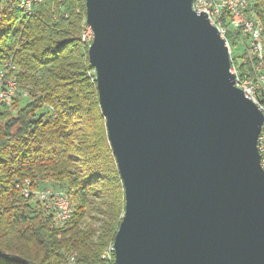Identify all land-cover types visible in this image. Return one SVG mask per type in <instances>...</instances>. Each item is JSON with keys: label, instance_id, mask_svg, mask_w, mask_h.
Masks as SVG:
<instances>
[{"label": "water", "instance_id": "1", "mask_svg": "<svg viewBox=\"0 0 264 264\" xmlns=\"http://www.w3.org/2000/svg\"><path fill=\"white\" fill-rule=\"evenodd\" d=\"M124 211L114 264H264L262 114L192 0H84Z\"/></svg>", "mask_w": 264, "mask_h": 264}, {"label": "trees", "instance_id": "2", "mask_svg": "<svg viewBox=\"0 0 264 264\" xmlns=\"http://www.w3.org/2000/svg\"><path fill=\"white\" fill-rule=\"evenodd\" d=\"M19 2L0 0V70L14 66L18 86L0 104V264H102L124 196L80 41L84 0H41L28 15ZM249 9L264 26V0ZM24 178L69 194L63 226L15 188Z\"/></svg>", "mask_w": 264, "mask_h": 264}, {"label": "built area", "instance_id": "3", "mask_svg": "<svg viewBox=\"0 0 264 264\" xmlns=\"http://www.w3.org/2000/svg\"><path fill=\"white\" fill-rule=\"evenodd\" d=\"M34 6L35 0H27V3L21 7L22 14H30ZM205 7L215 8V19H208L213 27L215 22H218L221 7L229 8L232 20L238 25V33H227L224 26L216 30L228 49L229 72L234 76V86L240 89L244 97L250 100L262 114L256 147L259 165L264 172V106H261V99H264V38L259 37V45H252V49H245V42H251V34H253L248 20H241V13H247L246 0H192V10L196 13L205 14ZM227 34L233 35V44H226L225 35ZM87 37H91L92 40L89 27ZM8 69L13 70L14 66L4 63L3 69L0 70V104L7 106L18 90L15 79L7 76ZM15 188L24 198L37 200L49 209L57 226H63L71 218L70 196L66 192L48 186L39 188L30 178L19 181ZM63 264H73V260L65 259Z\"/></svg>", "mask_w": 264, "mask_h": 264}, {"label": "bare ground", "instance_id": "4", "mask_svg": "<svg viewBox=\"0 0 264 264\" xmlns=\"http://www.w3.org/2000/svg\"><path fill=\"white\" fill-rule=\"evenodd\" d=\"M246 1L247 13H241V20H248V25L252 27L253 34H251V42H245V49H252V45H259V37L264 38V26L261 24V21H259V19L250 11L249 0ZM39 2H41V0H35V4ZM25 3H27V0H20L18 8L21 11V7H23ZM205 15L207 19H215V8L205 7ZM222 26H224V29L227 31V33H238V25L232 20V16H230L228 7L220 8L218 22H215L216 29H222ZM87 28L88 26L86 25L83 27L80 35V41L88 47V45L91 43V37H87ZM230 36H232L233 40V35ZM227 39L225 35L226 44H231V42ZM261 106H264V99H261ZM67 260H73L74 264L73 257H68ZM102 264H114L112 244L102 252Z\"/></svg>", "mask_w": 264, "mask_h": 264}, {"label": "rangeland", "instance_id": "5", "mask_svg": "<svg viewBox=\"0 0 264 264\" xmlns=\"http://www.w3.org/2000/svg\"><path fill=\"white\" fill-rule=\"evenodd\" d=\"M49 187L52 188V186L50 185V183H49Z\"/></svg>", "mask_w": 264, "mask_h": 264}]
</instances>
